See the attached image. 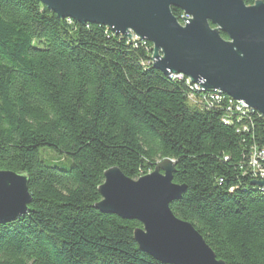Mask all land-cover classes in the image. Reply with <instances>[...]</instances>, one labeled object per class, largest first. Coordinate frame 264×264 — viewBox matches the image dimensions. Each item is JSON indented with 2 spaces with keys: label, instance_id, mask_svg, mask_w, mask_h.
<instances>
[{
  "label": "trees",
  "instance_id": "obj_1",
  "mask_svg": "<svg viewBox=\"0 0 264 264\" xmlns=\"http://www.w3.org/2000/svg\"><path fill=\"white\" fill-rule=\"evenodd\" d=\"M152 57L151 43L39 0H0V170L26 175L32 197L26 216L0 224V264H164L139 249L137 221L95 206L107 170L137 180L166 159L187 186L173 214L226 264H264V180L249 166L264 116L227 113L226 94L207 107L214 91L164 75Z\"/></svg>",
  "mask_w": 264,
  "mask_h": 264
},
{
  "label": "water",
  "instance_id": "obj_2",
  "mask_svg": "<svg viewBox=\"0 0 264 264\" xmlns=\"http://www.w3.org/2000/svg\"><path fill=\"white\" fill-rule=\"evenodd\" d=\"M61 19L134 34L153 45V66L169 76L182 74L207 90H218L264 116V4L244 0H39ZM182 11L185 25L172 13ZM182 20V21H183ZM224 33L229 40L221 36ZM264 162V160H262ZM175 163L160 162L137 180L118 167L104 173L99 187L102 214L137 221L139 249L164 264H226L194 226L170 206L186 185L174 183ZM264 186V182L260 183ZM24 174L0 170V224L28 214L32 197Z\"/></svg>",
  "mask_w": 264,
  "mask_h": 264
},
{
  "label": "built area",
  "instance_id": "obj_3",
  "mask_svg": "<svg viewBox=\"0 0 264 264\" xmlns=\"http://www.w3.org/2000/svg\"><path fill=\"white\" fill-rule=\"evenodd\" d=\"M185 18H190L187 15H184ZM183 20V17H182ZM182 24L185 25V21H182ZM135 37L136 39H139L137 36H135L134 34L132 35V37ZM176 75V74H174ZM177 79H181V80H187L190 81L191 84H195L191 81L190 78L185 77L184 75H176ZM190 99L192 100L193 103L196 102V97L190 96ZM223 100V98H217V97H211V96H203L202 97V101L206 104L207 107L212 108L213 103H221ZM228 105H233L235 107L236 110L239 111L240 117H243L245 115H247L250 112V107L249 105H247L244 102L241 101H231V104ZM226 121L229 122V118H226ZM264 160V148L263 149H257L254 148L253 149V153L251 156V160L249 163V166L252 170H254L255 172H257V174L260 176V178L262 180H264V162L262 161Z\"/></svg>",
  "mask_w": 264,
  "mask_h": 264
},
{
  "label": "bare ground",
  "instance_id": "obj_4",
  "mask_svg": "<svg viewBox=\"0 0 264 264\" xmlns=\"http://www.w3.org/2000/svg\"><path fill=\"white\" fill-rule=\"evenodd\" d=\"M183 17H184V15H183ZM176 75H182V74H176ZM176 75H174V74H172V75H169V77L170 78H176L177 79V77H176ZM176 79H175V81H176ZM188 84L189 85H191V86H193L196 90H198V91H200V92H209V90H207V89H205V88H202L200 85H198V84H191L190 83V81H188ZM194 88H191V89H194ZM211 91V90H210ZM212 91H214L215 93H214V95L213 96H211V97H217V98H221V95L222 94H224L223 92H221V91H218V90H212ZM203 93H201L202 95H203ZM188 95V94H187ZM206 96V95H205ZM208 96V95H207ZM231 101H234L233 99L231 100ZM231 101H230V103L229 104H231ZM227 113H234V115H235V113H239V111L238 110H236L235 109V107L233 106V105H228L227 107ZM225 108V109H226ZM252 108H250V110H251ZM254 110V109H253ZM219 111V110H218ZM221 111V110H220ZM226 114V113H225ZM238 116V115H237ZM229 117V116H228ZM230 120H231V118H230ZM234 122V121H233Z\"/></svg>",
  "mask_w": 264,
  "mask_h": 264
},
{
  "label": "rangeland",
  "instance_id": "obj_5",
  "mask_svg": "<svg viewBox=\"0 0 264 264\" xmlns=\"http://www.w3.org/2000/svg\"><path fill=\"white\" fill-rule=\"evenodd\" d=\"M182 19V18H181ZM183 25V24H182ZM184 26V25H183ZM41 155L42 157L46 160V159H50V161H53L55 163H58L59 160L62 162V163H65L66 162V159L64 157H61L57 154V152L53 151V150H49V149H45V148H42L41 149ZM160 163V162H158Z\"/></svg>",
  "mask_w": 264,
  "mask_h": 264
}]
</instances>
